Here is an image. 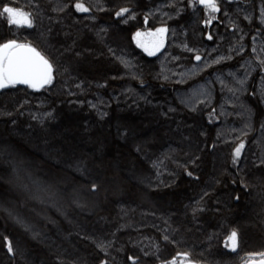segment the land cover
<instances>
[{"label": "trees", "instance_id": "16d2710c", "mask_svg": "<svg viewBox=\"0 0 264 264\" xmlns=\"http://www.w3.org/2000/svg\"><path fill=\"white\" fill-rule=\"evenodd\" d=\"M77 2L0 0L33 24L0 16V43L31 44L54 68L39 91L0 89V264H246L264 252V0H216L207 25L190 0H79L87 13ZM161 27L148 56L132 37ZM75 117L77 134L55 140Z\"/></svg>", "mask_w": 264, "mask_h": 264}, {"label": "snow or ice", "instance_id": "6c2138e0", "mask_svg": "<svg viewBox=\"0 0 264 264\" xmlns=\"http://www.w3.org/2000/svg\"><path fill=\"white\" fill-rule=\"evenodd\" d=\"M195 4H199L205 10V14L209 16V19L204 21L206 25L211 23L212 19H215V16L212 14L220 10L216 0H190L189 7H194ZM74 7L79 13L89 12V8L79 2V0ZM126 12H128V9L122 8L116 12V16L118 18L122 17ZM3 15H6L7 22L10 26L27 25L29 28L33 26L31 15L22 9L4 5L2 10H0V16ZM145 22L147 23V20ZM167 31L168 29L164 27L157 28L154 32L142 33L137 31L132 39L136 42L137 47L142 48L148 56H154L163 47V37ZM144 36L151 37L152 39L144 41L142 39ZM208 38L211 39V36ZM188 51H192V49H188ZM195 59L200 61L201 57L197 55ZM215 62L218 63L219 61L217 60ZM53 73V64L31 44L20 43L16 39H8L6 42L0 43V89L15 87L17 84H20L39 91L53 82ZM238 83L243 84V81H238ZM243 148V143H240L235 148L233 153L234 164L240 157ZM92 187L95 190L96 185L93 184ZM228 240L232 242V251L235 252L237 232L232 231ZM5 243L7 244L8 252L12 253L13 248L7 238H5ZM225 247H228V244ZM177 256L182 258L180 264H183L184 260L188 258L187 253H178ZM248 256L249 259L246 261V264H264V252L249 253ZM166 264H177L176 257L166 262Z\"/></svg>", "mask_w": 264, "mask_h": 264}, {"label": "rangeland", "instance_id": "374dc122", "mask_svg": "<svg viewBox=\"0 0 264 264\" xmlns=\"http://www.w3.org/2000/svg\"><path fill=\"white\" fill-rule=\"evenodd\" d=\"M154 32V31H153ZM144 33H147V32H144ZM142 39L144 40V41H148V40H151L152 38L151 37H147V36H144V37H142ZM142 49V48H141ZM143 50V49H142ZM144 51V50H143ZM146 53V52H145ZM80 63H83V62H81L80 61ZM83 64H81V66H82ZM78 118L79 117H75V118H73V119H71V123H72V127L71 128H65V130H62V135H60V137H57V136H55L54 138H55V140H61V142L63 141V138H68V137H73L74 136V134H77L76 133V124H78V122H79V120H78ZM144 126V128H147V127H152V126H154L155 124L153 123H149V125H147V124H143ZM78 132V134L81 132H83V133H87V130H80V131H77ZM65 135V136H64ZM81 135V134H80ZM109 136H107L106 137V142H107V146H108V144H109V138H108ZM90 143H91V141H89L88 139H87V141H86V144L87 145H90ZM99 149V148H98Z\"/></svg>", "mask_w": 264, "mask_h": 264}, {"label": "water", "instance_id": "95a60500", "mask_svg": "<svg viewBox=\"0 0 264 264\" xmlns=\"http://www.w3.org/2000/svg\"><path fill=\"white\" fill-rule=\"evenodd\" d=\"M200 6V5H199ZM17 85H20V84H17ZM23 86H26V85H23ZM186 264H196V263H186Z\"/></svg>", "mask_w": 264, "mask_h": 264}]
</instances>
